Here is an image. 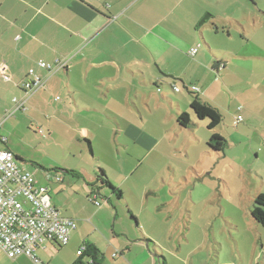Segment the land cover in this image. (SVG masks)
Listing matches in <instances>:
<instances>
[{
	"label": "crops",
	"instance_id": "1",
	"mask_svg": "<svg viewBox=\"0 0 264 264\" xmlns=\"http://www.w3.org/2000/svg\"><path fill=\"white\" fill-rule=\"evenodd\" d=\"M262 2L264 0H0V104L8 95L12 97L11 103L14 99L49 103L45 112L48 130H42L45 133L43 138L53 131V119L61 115V120L66 122V130L76 135L77 141L83 139L91 156L97 137L105 145H116L115 157L119 155L120 159L128 157L134 146L145 147L149 138L151 141L147 146L155 149L169 137L172 141V137H165V133L154 134L148 126L146 120L151 115L150 105L154 102L151 93L158 97V101H165L164 108L168 105L166 112L171 118L175 116L176 123L178 115L187 112L186 109L191 113L187 114L191 123L199 122L190 108L194 95L180 77H175L179 63L187 61V69L191 73L196 72L192 59L197 58L204 63L206 81L196 79L199 85H193L199 89L200 100L207 104L201 89L208 92L218 82V75L226 69L227 63L198 51V37L215 34L218 39L220 35L218 48L213 43L209 45H213L215 50L205 45L220 57L233 55L237 58V49L264 52V19L260 18L259 10ZM228 5L231 10L239 11V18L224 12ZM246 7L254 11L247 13ZM201 17L205 19L203 22ZM196 44L197 51L191 57L189 53ZM63 59H70L65 70L51 75L37 66L39 61L54 64ZM29 70L44 78L45 85L25 97L22 86L30 79ZM177 82L190 98L181 93ZM160 87L170 88L177 96L169 97ZM174 87L178 91H174ZM40 92L43 94L39 95ZM51 104H56L55 108ZM7 118L8 115L3 121ZM204 124L207 129V123ZM178 128L190 133V144L183 141L179 150L166 154L169 159L177 158L183 151L187 160L186 151L196 147L195 142L207 146L211 135L218 134L216 129H207L209 133L196 139L193 129L187 130L179 125ZM176 142L177 139L169 144L173 147ZM0 147L12 152L4 137H0ZM13 155L18 161V156ZM159 156L162 154L155 155V159ZM35 171L40 170L35 168ZM49 171H40L46 184L28 172L38 185L47 189L50 203L59 215L76 221L77 227L70 233L69 242L65 246L55 243L39 246L35 252L38 263L26 256L10 259L1 249L0 261L2 264H74L79 259L77 251L86 245L93 246L104 260L105 243L109 239L86 219L90 217L94 221L104 215L116 218L118 212L110 196L107 199L105 194H100L106 201L104 207L95 205V195V200L90 197L89 183L94 184L99 175L96 176V172L86 178V172L67 168L65 172L60 171L62 177L56 173L61 179L56 182V175ZM78 198L82 203H77ZM75 202L77 209L73 207ZM89 203L100 209L87 216L82 215L80 207ZM126 248L120 250L124 264H128L126 255L122 253ZM102 264L117 262L102 261Z\"/></svg>",
	"mask_w": 264,
	"mask_h": 264
},
{
	"label": "rangeland",
	"instance_id": "2",
	"mask_svg": "<svg viewBox=\"0 0 264 264\" xmlns=\"http://www.w3.org/2000/svg\"><path fill=\"white\" fill-rule=\"evenodd\" d=\"M259 8L260 18L264 19V2ZM245 11L252 12L247 7ZM224 12L236 18L241 15L229 5ZM218 39L215 34H204L198 37L197 43L198 51L227 63L226 69L218 75V82L208 92L201 89L207 104L222 116L216 128L227 141L222 153L195 142L196 147L186 151L187 160L183 151L177 158L169 159L166 154L179 150L183 141L190 144V133L179 130L175 116L171 118L166 112L168 105L164 108L165 101L160 97L158 101L151 90L154 102L146 120L148 126L154 134L171 136L172 141L169 137L151 149L147 146L151 140L145 134L149 138L145 147L134 146L123 159L119 155L115 157L116 145H105L100 137H97L99 142H94L91 156L83 139L77 141L76 135L66 130L61 115L53 119V131L43 138L42 130H48L45 112L49 103L29 100L24 110L15 111L12 97L2 98L0 137L7 139V147L18 156L19 160L15 159L18 166L34 173L42 184L46 181L40 171L52 170L62 177L60 171L70 168L86 172V178L96 172V176L100 175V170L106 172L104 178L116 191L96 179L94 184L89 183L90 197L95 195L98 205L104 207L106 201L100 194H105L107 199L110 196L118 215L111 211L116 218L104 215L94 221L90 217L86 219L109 239L105 240L107 248L103 252V262L124 264L120 250L127 246L122 253L128 264H159L160 261L164 264H264V228L251 217L255 197L264 194V52L249 50L247 53L237 49V58L233 55L220 57L205 46L213 43L218 48ZM211 49L215 47L212 45ZM191 61L196 72L191 73L187 61H183L175 76L180 77L186 87L199 85L196 79L206 81L204 63L197 58ZM177 83L181 93L190 98L181 83ZM163 91L171 98L177 96L168 87ZM197 97L202 98L200 93ZM186 111L185 114L190 113L189 109ZM239 117L241 120L237 122ZM205 122L195 121V126L191 123L186 129H193L198 139L201 134L209 133ZM176 139L172 144L175 146L171 147L169 143ZM160 153L162 156L155 159ZM35 168L40 171L33 172ZM77 203L82 201L79 199ZM73 207L77 209L76 202ZM99 209L89 203L79 211L87 216Z\"/></svg>",
	"mask_w": 264,
	"mask_h": 264
},
{
	"label": "built area",
	"instance_id": "3",
	"mask_svg": "<svg viewBox=\"0 0 264 264\" xmlns=\"http://www.w3.org/2000/svg\"><path fill=\"white\" fill-rule=\"evenodd\" d=\"M196 51L197 48L192 49L189 56L193 57ZM68 61L63 59L54 64L39 61L37 66L51 75L65 69ZM28 76L30 79L22 86L25 97L45 85V79L33 70L28 71ZM173 89L178 91L175 87ZM189 89L192 93H199L196 86ZM13 103L15 111L24 110L25 100L14 99ZM240 120L239 117L237 122ZM54 180L61 181L60 176L56 175ZM94 203L99 206L96 201ZM76 227L75 220L61 217L52 207L47 189L38 185L30 172L19 168L13 153L0 147V249L7 257L26 256L38 263L35 252L39 246L49 243L65 246ZM81 252L84 247L77 251V255L80 256Z\"/></svg>",
	"mask_w": 264,
	"mask_h": 264
},
{
	"label": "trees",
	"instance_id": "4",
	"mask_svg": "<svg viewBox=\"0 0 264 264\" xmlns=\"http://www.w3.org/2000/svg\"><path fill=\"white\" fill-rule=\"evenodd\" d=\"M193 99L190 104V108L199 121H207V129L212 131L216 129L219 124L222 122V116L214 107L203 103L198 97H196V93H192ZM177 123L179 126L183 128H188L191 125V120L189 116L185 113H181L177 117ZM207 147L209 150L222 153L227 146V141L220 136L219 134L213 133L207 142ZM65 172V171H63ZM71 173V172H69ZM98 180L105 184L106 186L112 188L111 184L104 178V173L100 170V175ZM113 189V188H112ZM116 191V189H113ZM118 197L121 198V192L118 190ZM131 215V213L129 212ZM252 219L264 228V194H259L255 197L253 202V207L251 210ZM131 218L135 220L137 225V221L135 217L131 215ZM84 252L79 256V259L74 264H102L103 255L96 251L93 246H83ZM78 256V255H77ZM159 264H164L163 262H159Z\"/></svg>",
	"mask_w": 264,
	"mask_h": 264
},
{
	"label": "water",
	"instance_id": "5",
	"mask_svg": "<svg viewBox=\"0 0 264 264\" xmlns=\"http://www.w3.org/2000/svg\"><path fill=\"white\" fill-rule=\"evenodd\" d=\"M204 20H205V19H203L201 22H203ZM201 22H200V23H201Z\"/></svg>",
	"mask_w": 264,
	"mask_h": 264
}]
</instances>
